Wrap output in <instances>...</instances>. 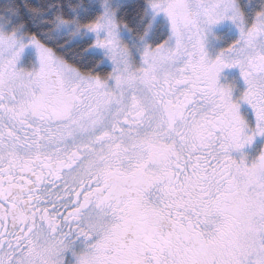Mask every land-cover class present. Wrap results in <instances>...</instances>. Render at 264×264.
Wrapping results in <instances>:
<instances>
[{"label": "snow or ice", "instance_id": "snow-or-ice-1", "mask_svg": "<svg viewBox=\"0 0 264 264\" xmlns=\"http://www.w3.org/2000/svg\"><path fill=\"white\" fill-rule=\"evenodd\" d=\"M0 264H264V0H0Z\"/></svg>", "mask_w": 264, "mask_h": 264}]
</instances>
